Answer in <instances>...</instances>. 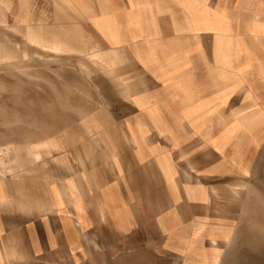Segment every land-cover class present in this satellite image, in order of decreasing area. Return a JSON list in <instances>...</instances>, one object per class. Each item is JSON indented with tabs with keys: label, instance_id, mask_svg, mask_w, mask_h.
<instances>
[{
	"label": "crops",
	"instance_id": "obj_1",
	"mask_svg": "<svg viewBox=\"0 0 264 264\" xmlns=\"http://www.w3.org/2000/svg\"><path fill=\"white\" fill-rule=\"evenodd\" d=\"M20 5L22 24L14 30L39 48L74 49L52 27L27 24L25 0ZM200 6V0L81 4L85 16L93 13L102 43L114 54H126L133 69L115 76L119 85L113 96L119 106L87 112L95 115L87 124L90 134L82 124L72 125L66 131L78 128L80 138L65 136L63 148L49 156L33 152L14 188L16 201L2 183L0 264H82L92 251L110 257L122 249L150 248L194 264L209 258L200 244L211 238L214 243L225 226L215 201L233 180L244 177L250 150L247 134L239 145L225 138L232 97H220L215 61L193 57L192 50L189 54L193 43L188 40L198 35L197 25L213 28L214 57L226 62L221 65H230L241 43L224 51L228 23L218 18L213 23L207 16L194 20ZM0 15L3 21L2 8ZM257 26L264 30L263 22L248 23L246 29ZM79 42L76 49H81ZM184 50L183 57L178 55ZM18 55L0 45L1 61ZM259 74L245 81L247 88L264 84V67ZM259 130L253 134L259 137Z\"/></svg>",
	"mask_w": 264,
	"mask_h": 264
},
{
	"label": "rangeland",
	"instance_id": "obj_2",
	"mask_svg": "<svg viewBox=\"0 0 264 264\" xmlns=\"http://www.w3.org/2000/svg\"><path fill=\"white\" fill-rule=\"evenodd\" d=\"M94 1L79 0L77 5L75 0H25L27 24L50 26L54 35L60 34L74 47L53 51L34 46L14 30L22 24L20 0H0V45L19 52L16 58L0 60V193L3 183L9 199L16 201L14 188L18 189L19 176H23L21 168L31 161L34 151L43 157L52 155L63 148L65 136L71 134L74 141L80 138L78 128L66 131L72 125L82 124L85 134L92 132L87 124L95 115L87 112L120 105L113 96L119 85L114 83L115 76L133 68L128 67L126 54H114V49L102 43L93 13L88 17L81 11V4L92 7ZM200 5L193 19L207 16L213 23L217 18L228 23L221 48L231 51L232 45L241 43V50L230 65H221L226 62L214 57L218 46L215 30L197 25L198 35L191 37L192 42L188 40V45L193 43L189 54L192 50L193 57L215 61L217 92L220 97H232L225 138L239 145L245 143L242 136L247 134L250 150L244 177L234 173L238 179L232 181L223 198L215 201V212L224 214V231L214 243L213 238L201 242L202 250L209 253L201 264H264V84L253 83L247 88L245 82L259 77V69L264 67V30L259 26L254 31L246 29L248 23H264V0H200ZM78 42L81 49L74 46ZM179 53L183 57L185 50ZM225 80L232 82L225 84ZM255 128L261 131L259 137L253 134ZM3 232L6 236L7 226ZM106 255L92 251L82 264H194L193 260L153 248L135 253L122 249L117 255Z\"/></svg>",
	"mask_w": 264,
	"mask_h": 264
}]
</instances>
